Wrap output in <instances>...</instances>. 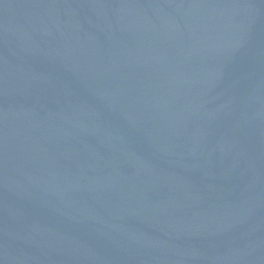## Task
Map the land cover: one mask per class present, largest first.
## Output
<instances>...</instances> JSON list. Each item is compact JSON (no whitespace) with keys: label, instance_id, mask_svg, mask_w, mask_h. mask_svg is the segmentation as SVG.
<instances>
[{"label":"water","instance_id":"water-1","mask_svg":"<svg viewBox=\"0 0 264 264\" xmlns=\"http://www.w3.org/2000/svg\"><path fill=\"white\" fill-rule=\"evenodd\" d=\"M0 264H264V0H0Z\"/></svg>","mask_w":264,"mask_h":264}]
</instances>
